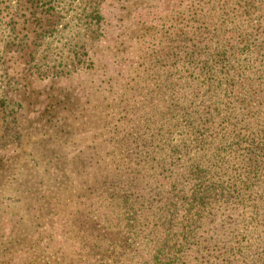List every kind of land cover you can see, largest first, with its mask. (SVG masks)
<instances>
[{"label":"rangeland","instance_id":"1","mask_svg":"<svg viewBox=\"0 0 264 264\" xmlns=\"http://www.w3.org/2000/svg\"><path fill=\"white\" fill-rule=\"evenodd\" d=\"M263 134L264 0H0V264H186L162 181L233 183Z\"/></svg>","mask_w":264,"mask_h":264},{"label":"trees","instance_id":"2","mask_svg":"<svg viewBox=\"0 0 264 264\" xmlns=\"http://www.w3.org/2000/svg\"><path fill=\"white\" fill-rule=\"evenodd\" d=\"M241 32L242 30H239L235 38L237 30H232L223 42L222 39L219 41L217 49L225 53L234 51L242 35ZM19 39L20 44L25 46L29 41L27 38ZM41 39L42 36L39 40ZM34 53L32 52L30 56L33 57ZM232 79L234 77L222 81V85H225L227 89H232L234 87L232 85H237ZM246 148L248 152L245 153V157L248 156V158L245 160L243 158L246 169L233 183H231V178L223 180L212 175L208 179L209 183L198 185L193 194L187 197L170 195L174 187L172 184L176 180V173L169 177L171 180L169 184L166 185L165 181H162L161 189L167 187L169 194L164 206L159 208V214L164 217L163 225H168L173 221H180L183 225L177 233L172 234L170 228L164 236L159 237L158 251L165 250L168 255L175 256L178 260L187 258L186 264H246L252 256L264 264V257H259V253L254 251V241L258 240L257 236L262 237L264 234V134L257 140L253 138ZM121 177L116 178L114 185L119 187V184L124 182L130 187L131 183ZM245 177L248 183L240 186ZM215 193L221 195L224 202L228 203L226 210L215 209V203L211 202V197ZM182 194L185 195V191ZM175 198L176 201H174ZM169 201L172 202L167 204ZM180 201L183 214H180ZM230 205L235 207L230 208ZM195 209L201 210V214L191 220L189 216ZM206 210H210L212 218L203 221L201 216L207 214ZM213 224L217 227L215 228ZM225 225L230 226V230L222 234L221 228ZM203 228L208 230L201 233ZM154 255L157 264L158 253Z\"/></svg>","mask_w":264,"mask_h":264}]
</instances>
